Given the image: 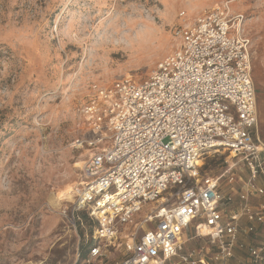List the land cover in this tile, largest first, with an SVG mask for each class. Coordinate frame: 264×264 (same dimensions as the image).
Wrapping results in <instances>:
<instances>
[{
    "label": "built area",
    "instance_id": "2783aa9c",
    "mask_svg": "<svg viewBox=\"0 0 264 264\" xmlns=\"http://www.w3.org/2000/svg\"><path fill=\"white\" fill-rule=\"evenodd\" d=\"M179 17L176 47L146 79L90 85L81 113L92 136L75 142L91 150L65 209L73 225L82 211L94 224L80 264L113 252L118 264H264V141L245 14L225 0ZM224 152L220 173L203 172Z\"/></svg>",
    "mask_w": 264,
    "mask_h": 264
},
{
    "label": "rangeland",
    "instance_id": "374dc122",
    "mask_svg": "<svg viewBox=\"0 0 264 264\" xmlns=\"http://www.w3.org/2000/svg\"><path fill=\"white\" fill-rule=\"evenodd\" d=\"M223 1L0 0V264L81 263L94 224L82 211L73 225L65 209L91 150L75 142L92 136L81 113L90 85L146 79L176 47L179 13L192 20ZM232 2L252 41L264 141V0ZM227 156L208 155L203 172L220 173Z\"/></svg>",
    "mask_w": 264,
    "mask_h": 264
},
{
    "label": "bare ground",
    "instance_id": "6f19581e",
    "mask_svg": "<svg viewBox=\"0 0 264 264\" xmlns=\"http://www.w3.org/2000/svg\"><path fill=\"white\" fill-rule=\"evenodd\" d=\"M231 155H234V152H232ZM200 161H201V160H199V163H200ZM64 196H65V194H60V195L58 196V198H60V197H64Z\"/></svg>",
    "mask_w": 264,
    "mask_h": 264
}]
</instances>
